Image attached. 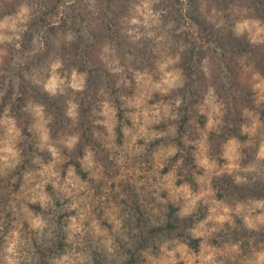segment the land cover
Segmentation results:
<instances>
[{
  "label": "rangeland",
  "instance_id": "rangeland-1",
  "mask_svg": "<svg viewBox=\"0 0 264 264\" xmlns=\"http://www.w3.org/2000/svg\"><path fill=\"white\" fill-rule=\"evenodd\" d=\"M78 1L86 21L62 24ZM167 1L114 0L106 22L99 0H0V264H125L142 236L133 264H264V76L250 55H232L231 79L255 108L238 97L229 110L205 57L197 96L181 94L189 43L207 35L185 14L189 0H178L180 21ZM194 1L220 33L264 41L255 10ZM86 22L98 38L92 59L119 89V138L103 84L87 126L80 118L88 75L71 55ZM183 107L179 139L198 170L195 187L176 184L179 163L163 171ZM170 207L177 229L149 233Z\"/></svg>",
  "mask_w": 264,
  "mask_h": 264
},
{
  "label": "trees",
  "instance_id": "trees-1",
  "mask_svg": "<svg viewBox=\"0 0 264 264\" xmlns=\"http://www.w3.org/2000/svg\"><path fill=\"white\" fill-rule=\"evenodd\" d=\"M101 3L102 12L106 15V22H113L109 14H113L112 5L114 0H99ZM80 1L70 4L64 10V16L61 18L60 22L65 24L69 20L72 24L78 22H85L86 15L88 14L84 11V6L79 4ZM168 11L175 21H180L183 16V7L179 5L178 0H168ZM185 14L187 17L192 19L198 24L206 33V40H201L198 45H194L191 42L190 47L187 49V56L185 58L184 64L182 65L185 73L187 74L188 88L181 91L187 95L188 99L191 96H197V80L199 76H202V62L205 57L208 58V64L215 68V77L219 83L218 95L220 97H226V105L229 110L233 109L234 106L229 103V101L235 102V98H242L247 102L248 106L255 108L251 101L250 92L246 87H241L239 83L234 82L231 78L234 77V73L231 71V67L234 66V60L231 56L244 53L249 56L250 62L256 67L257 71L264 76V41L261 44H255L251 46L244 39L241 40L232 33V31H226V33H220V30H216L213 23L206 21L201 17L200 12L197 10L198 6L194 0H189ZM223 4L226 6V10L230 7H246L251 8L257 12L258 18L264 19V0H219L214 5ZM55 5V4H54ZM221 6H219L220 8ZM110 12V13H108ZM93 27L86 22V36H80V40L74 48V52L71 55V62L76 63L78 69L87 70V98L84 100L83 106L80 109V118L84 123L82 125L87 126L85 117L90 112V109L95 105L93 99H95V93H98L99 87L103 84V89L107 90L110 95L111 103L116 110L117 125L116 133L117 138L121 136V125L122 122L126 121L124 115V109L122 107V102L118 96L119 89L114 86V78L112 75L104 73V70L99 68L95 60H93V52L96 50V43L98 41L97 33L92 29ZM103 76V77H102ZM236 77V75H235ZM187 92V93H186ZM196 100V99H195ZM58 104H53V107H57ZM185 106V104L183 105ZM20 105L15 103L13 108L15 109V116L20 119L21 111ZM183 113L178 122V135L176 139V145L178 147L175 154L169 159L168 166L163 168V171H167L175 163H179V176L176 179V184L182 182L189 183L192 187H195V182L193 180V171H198L193 162L190 151L185 147L183 142L179 139L181 132L183 131L185 124L188 120L186 107L182 108ZM86 130V131H85ZM22 131L26 133V128L22 125ZM232 135H239L234 129L229 130ZM87 133V129H84ZM83 132V140L88 141L89 135ZM219 140L224 134H218ZM180 161V162H179ZM74 167L77 171H80V166L78 162L74 163ZM83 175V174H82ZM171 211L173 209L170 207V212L168 213V219L163 225L156 228H152L151 232L159 231H174L177 226L171 221ZM180 236V232H177ZM147 244V238L142 236L140 241L130 250L127 251L128 259L125 264H133L135 262V257L139 249L144 248ZM189 244L196 249L198 240L190 239Z\"/></svg>",
  "mask_w": 264,
  "mask_h": 264
}]
</instances>
